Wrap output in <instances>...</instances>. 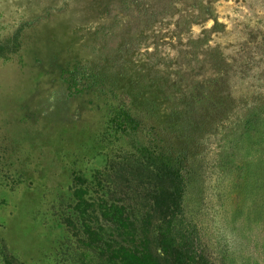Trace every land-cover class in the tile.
Returning a JSON list of instances; mask_svg holds the SVG:
<instances>
[{
    "label": "rangeland",
    "instance_id": "374dc122",
    "mask_svg": "<svg viewBox=\"0 0 264 264\" xmlns=\"http://www.w3.org/2000/svg\"><path fill=\"white\" fill-rule=\"evenodd\" d=\"M131 155L183 167L212 264H264V0H0V264H87L74 179Z\"/></svg>",
    "mask_w": 264,
    "mask_h": 264
},
{
    "label": "trees",
    "instance_id": "16d2710c",
    "mask_svg": "<svg viewBox=\"0 0 264 264\" xmlns=\"http://www.w3.org/2000/svg\"><path fill=\"white\" fill-rule=\"evenodd\" d=\"M252 119L249 127L254 128ZM115 135L138 128L125 109L109 121ZM68 218L84 248L87 264H212L186 228L187 180L180 164L153 168L135 155L94 176L77 174Z\"/></svg>",
    "mask_w": 264,
    "mask_h": 264
}]
</instances>
